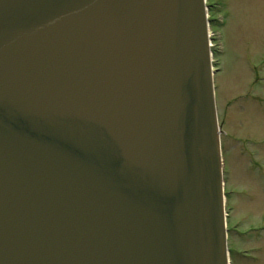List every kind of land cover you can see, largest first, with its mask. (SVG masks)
<instances>
[{
	"label": "water",
	"instance_id": "obj_1",
	"mask_svg": "<svg viewBox=\"0 0 264 264\" xmlns=\"http://www.w3.org/2000/svg\"><path fill=\"white\" fill-rule=\"evenodd\" d=\"M206 0H0V264H230Z\"/></svg>",
	"mask_w": 264,
	"mask_h": 264
},
{
	"label": "rangeland",
	"instance_id": "obj_2",
	"mask_svg": "<svg viewBox=\"0 0 264 264\" xmlns=\"http://www.w3.org/2000/svg\"><path fill=\"white\" fill-rule=\"evenodd\" d=\"M231 264H264V0H207Z\"/></svg>",
	"mask_w": 264,
	"mask_h": 264
}]
</instances>
